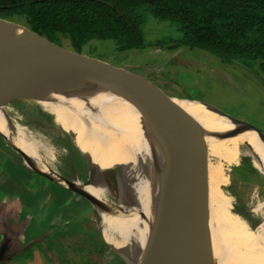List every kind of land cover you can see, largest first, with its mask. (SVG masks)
I'll list each match as a JSON object with an SVG mask.
<instances>
[{
	"label": "water",
	"instance_id": "water-1",
	"mask_svg": "<svg viewBox=\"0 0 264 264\" xmlns=\"http://www.w3.org/2000/svg\"><path fill=\"white\" fill-rule=\"evenodd\" d=\"M93 1L123 15L105 0ZM0 66L7 74L6 82L12 83L8 87L0 82L1 120L5 130L10 133L9 137L0 131V144L17 157L27 155L11 139L31 143L45 172L18 162L19 166L57 185L62 190L57 189L72 198L75 204H86L85 215L97 224L103 241L116 257L124 264H218L206 239L208 201L197 183V180L205 183L206 188L207 148L200 124L175 100L198 103L231 125L229 130L213 132V136L219 140L251 132L264 147V134L255 125L190 97L187 92L145 67L108 56L86 54L1 17ZM98 94H110L131 105L148 122L147 130L159 137L157 146L164 151V157L159 161L154 158L155 145L149 142L151 166L143 175L146 178L151 173L150 190L154 191V195L150 200L151 223L142 241L138 227L121 230L104 218L107 206L121 214L130 213L127 209L129 205L125 207L120 204L121 199L128 201L127 192L121 188L118 179L108 173L112 170L92 164L89 156L77 145L74 132L62 127L49 105L40 104L58 105V101L51 99L54 95L84 100ZM25 105H35L38 109L32 113L26 110ZM64 106L74 108L69 103ZM85 113L99 122L110 119L109 112H104L100 119L97 111L89 106H85ZM84 121L88 124L87 120ZM184 166L189 167L197 177L196 183L190 180ZM231 171L248 173L264 188L262 163L248 143L239 145L234 162L224 163L227 182L221 190L228 198ZM109 176L117 187L115 183H110ZM87 188L95 189L97 194H91ZM112 193L119 196V201L114 199ZM138 216L146 218L144 213ZM248 222L249 228L257 233L255 223ZM51 231L15 245L1 232L0 264H7ZM105 234L131 250H141L138 261L131 262L120 254L107 243ZM261 240L264 243V235H261Z\"/></svg>",
	"mask_w": 264,
	"mask_h": 264
},
{
	"label": "rangeland",
	"instance_id": "rangeland-1",
	"mask_svg": "<svg viewBox=\"0 0 264 264\" xmlns=\"http://www.w3.org/2000/svg\"><path fill=\"white\" fill-rule=\"evenodd\" d=\"M138 12L141 16L139 30L145 48L118 51L112 41L92 40L81 49L82 52L117 58L145 67L178 86L190 97L251 123L264 134V71L259 69L258 61L236 59L224 62L216 55L197 48H169L181 36L179 25L154 17L143 7ZM161 41L167 44L160 46ZM61 42L69 47L67 40ZM68 103L72 105L70 100ZM25 106L32 113L38 109L35 105ZM73 106L77 115H83L94 123L89 114ZM16 143L19 147L20 143ZM137 164L143 179V174L147 173V163L141 158ZM188 170L196 177L192 170ZM108 173L112 175V172ZM243 174L244 179H241L236 171H231L228 191L230 212L233 215L244 212V217L255 223L256 234L261 236L264 235V221L259 212L251 214V210L259 208L257 205L260 203L264 205V188L253 176ZM109 178L110 183H115ZM234 190L240 193L241 199L234 195ZM63 193L46 179L20 167L12 152L0 150V202L4 204L17 199L24 206V213L33 218L29 227L30 237L26 242L52 230L9 264H77L80 260L83 264H124L105 244L97 224L85 216L86 204H75L72 198ZM112 194L114 197L116 193ZM114 199L119 201V196L116 194ZM66 212L70 216L57 217ZM109 257L116 259L106 262Z\"/></svg>",
	"mask_w": 264,
	"mask_h": 264
},
{
	"label": "bare ground",
	"instance_id": "bare-ground-1",
	"mask_svg": "<svg viewBox=\"0 0 264 264\" xmlns=\"http://www.w3.org/2000/svg\"><path fill=\"white\" fill-rule=\"evenodd\" d=\"M6 76V72L0 66V82L4 86L10 87L12 83L6 82ZM51 99L58 101L59 104L53 105L45 102L40 104L49 105L50 110L55 114L56 120L62 127L74 132L77 145L89 156L91 163L112 170V175L118 179L121 188L127 192L126 198H128V201L121 199L122 203L120 204L125 207L129 205L127 209L130 213L121 214L116 212L113 207L107 206L106 214L104 213L105 220L121 230L138 227L140 240H144L148 226L151 223L150 200L154 195V191L150 190L152 188V182L149 180L152 178L151 173L145 179H142L140 166L137 163L139 158H143L147 163L146 165L151 166L149 142L155 145L153 149L154 158L156 157L161 161V158L164 157V151L157 146L159 145L157 142L160 141L159 137L147 130L146 125L148 126V122L141 118V115L131 105L113 95L98 94L84 98V100L54 95ZM68 100L72 102V105H76L77 108L84 111L85 106L92 107L93 110L97 111L100 119L104 116V112H109L110 119L106 118L104 122L93 119L94 123H92L85 116L77 115L73 108L64 106ZM175 101L200 124L207 148L208 180L206 188L205 183L202 181V183H199L197 180V183L203 191V197L208 201L206 239L213 258L216 259L218 264H264V243L261 236L249 228V222L244 217V212H238V215H233L230 212V199L221 190L222 185L227 182L224 163L231 164L236 160L239 145L248 143L253 146L263 169L264 147L251 132H244L228 139L219 140V138L213 136V132L229 130L231 125L227 124L222 118L208 112L204 106L198 103ZM1 118L2 114L0 112V131L10 134L5 130ZM84 120H87L88 124H85ZM11 141L18 146L16 141L12 139ZM18 142L20 143L19 148L27 155H20L23 164L32 169L45 172L43 165L37 160L34 146L22 140ZM138 153L140 157H138ZM184 168L187 170L190 180L193 179L196 183L197 177L192 176L191 171L188 170L190 168L187 166H184ZM87 189L91 194H97L95 189ZM156 189L157 185L155 191ZM257 206L259 208H253V212H259L264 220V205L260 203ZM139 213H144L146 218H139ZM104 238L108 244L117 249L129 261H138L141 250H131L106 234Z\"/></svg>",
	"mask_w": 264,
	"mask_h": 264
},
{
	"label": "trees",
	"instance_id": "trees-1",
	"mask_svg": "<svg viewBox=\"0 0 264 264\" xmlns=\"http://www.w3.org/2000/svg\"><path fill=\"white\" fill-rule=\"evenodd\" d=\"M0 0V17L69 47L108 40L118 51L145 48L139 9L179 25L180 38L169 48H197L224 62L258 61L264 71V0ZM167 44L161 41L159 45Z\"/></svg>",
	"mask_w": 264,
	"mask_h": 264
},
{
	"label": "crops",
	"instance_id": "crops-1",
	"mask_svg": "<svg viewBox=\"0 0 264 264\" xmlns=\"http://www.w3.org/2000/svg\"><path fill=\"white\" fill-rule=\"evenodd\" d=\"M0 150L7 152V150L3 146L0 147ZM16 160L23 164V161H22L20 155H17ZM236 175L238 176V178L244 179L243 173L236 171ZM54 186H55V188L62 190L57 185H54ZM231 192H232V190H231ZM233 193L239 199L242 198L238 191L234 190ZM15 200H16V202H13L10 205L5 203L3 206L2 205L0 206V215H1V217H3V218H0V233L3 232L8 238H10L12 245L19 244L20 242L23 243L28 237H30L29 236V234H30L29 227L33 223V218L29 217L27 213H24V211H23L24 206H22V203L20 201H18L17 199H15ZM12 207L15 209L13 212L10 211V210H12ZM8 211H10V212H8ZM6 213H8V214H6ZM10 213H14L15 215L10 214ZM17 213H20V214H17ZM62 216L68 217V216H70V214H68L67 212L65 213V215L63 213H60V216H57V217H62ZM20 218H21L22 222H20V220H18ZM20 237H21V241L19 240ZM43 239H45V238H43ZM40 240H42V239H40ZM25 250H23L22 252H24ZM21 253H19V254H21ZM19 254H17L16 256H18ZM10 261L7 264H9Z\"/></svg>",
	"mask_w": 264,
	"mask_h": 264
},
{
	"label": "flooded vegetation",
	"instance_id": "flooded-vegetation-1",
	"mask_svg": "<svg viewBox=\"0 0 264 264\" xmlns=\"http://www.w3.org/2000/svg\"><path fill=\"white\" fill-rule=\"evenodd\" d=\"M2 202H3V201H2ZM2 202H0V206L5 204V203L2 204ZM13 202H16V200L14 199L13 201H11V202H9V203H7V204L10 205V204H12ZM19 204H20V203H19ZM22 206H23V205H22ZM14 210H15V209L12 207V210H10V211L13 212ZM10 211H8V212H10ZM6 214H8V213H6ZM10 214H14V213H10ZM17 214H20V213H17ZM17 214H16V215H17ZM14 215H15V214H14ZM11 216H12V215H11ZM0 218H3V217H1V215H0ZM18 220H20V222H22L21 218L18 219ZM98 236H99V235H98ZM99 237H100V236H99ZM52 256H53V254H52ZM109 259H111V260L113 259V260H114V259H116V258H115V257H109V258L107 259L106 262H108ZM77 264H83V262L80 260V262L77 263Z\"/></svg>",
	"mask_w": 264,
	"mask_h": 264
}]
</instances>
